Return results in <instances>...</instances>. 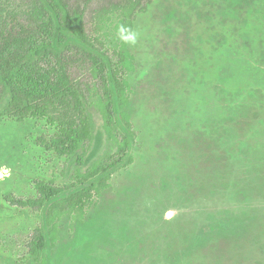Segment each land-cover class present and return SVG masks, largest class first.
Instances as JSON below:
<instances>
[{"label": "rangeland", "instance_id": "obj_1", "mask_svg": "<svg viewBox=\"0 0 264 264\" xmlns=\"http://www.w3.org/2000/svg\"><path fill=\"white\" fill-rule=\"evenodd\" d=\"M122 19L97 27L130 56L133 164L84 212L64 201L33 255L45 211L14 203L39 183L76 199L79 177L117 152L120 119L84 74L92 139L73 156L41 145L56 132L45 121L1 120L0 264H264V0H154L132 29Z\"/></svg>", "mask_w": 264, "mask_h": 264}, {"label": "trees", "instance_id": "obj_2", "mask_svg": "<svg viewBox=\"0 0 264 264\" xmlns=\"http://www.w3.org/2000/svg\"><path fill=\"white\" fill-rule=\"evenodd\" d=\"M154 0H0V88L9 96L1 120L40 119L56 132L41 145L60 157L73 156L92 139L91 118L81 94V78L92 76L112 111L119 116L117 152L79 177L77 198L62 189L37 185V200L14 204L43 209L45 217L32 254L50 248L52 223L63 202L84 212L109 188L113 175L133 164L136 133L126 111L128 83L124 67L130 56L98 36L97 20L113 10L123 13L122 27L133 28L137 15ZM73 30L69 38L66 34ZM80 52L74 56L70 47ZM73 51V52H74ZM2 97V96H0ZM114 126L109 122V128ZM71 200V202H69Z\"/></svg>", "mask_w": 264, "mask_h": 264}]
</instances>
